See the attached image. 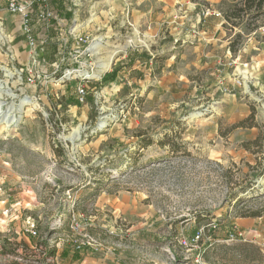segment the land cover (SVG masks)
<instances>
[{"label": "rangeland", "instance_id": "obj_1", "mask_svg": "<svg viewBox=\"0 0 264 264\" xmlns=\"http://www.w3.org/2000/svg\"><path fill=\"white\" fill-rule=\"evenodd\" d=\"M238 1L58 0L32 46L0 0V264H264V7L194 50Z\"/></svg>", "mask_w": 264, "mask_h": 264}, {"label": "built area", "instance_id": "obj_2", "mask_svg": "<svg viewBox=\"0 0 264 264\" xmlns=\"http://www.w3.org/2000/svg\"><path fill=\"white\" fill-rule=\"evenodd\" d=\"M7 6V9L10 13L17 14L22 18L24 30L27 32V37L30 41V44L32 46H36V41L34 38V35L32 34V26H31V16L33 13H36V16L39 20H42L43 23L49 27L52 20H54L57 17V9H56V3L58 0H4ZM198 15L201 17L200 20H204L207 17H222L223 13L215 8H212L210 6H204L200 8V12ZM236 84L241 85L242 79L236 78L235 81ZM227 91V88H225ZM79 92L81 96H84L86 94V91L84 87L79 88ZM2 151L0 149V155ZM214 228H216V225H212ZM73 228L78 229L79 227L76 225V221L73 222ZM30 231V229H28ZM200 234V233H199ZM200 235H197V239H194L195 241H198ZM228 241H241V242H257L255 239H250L249 234H247L244 231H241L238 227L234 229L233 232H231L228 235ZM262 247V250L264 251V244L259 243ZM77 248H81V246H77ZM202 263L206 264L204 256L201 257Z\"/></svg>", "mask_w": 264, "mask_h": 264}, {"label": "crops", "instance_id": "obj_3", "mask_svg": "<svg viewBox=\"0 0 264 264\" xmlns=\"http://www.w3.org/2000/svg\"><path fill=\"white\" fill-rule=\"evenodd\" d=\"M224 21L221 19L207 18L208 23H207V26H205V29L203 30L204 34L203 36L199 37L200 39V42L198 43L199 46H196L194 49L195 52L198 50L199 51L198 53H200L203 45L204 46L208 45V47H211V49H209L210 52L209 51L206 52L209 59L206 61L204 66H209V65L213 66L215 64L214 58L217 57V55L222 52V48H225L227 52L230 51L228 48V44H229L228 39L225 38L226 35L223 29H220L221 26L224 25ZM199 64H201V59H200ZM162 73L163 74H161V77L165 76V68H163ZM177 76H181V75L177 74ZM6 213H8V210L7 209L5 210V207L3 205H0V222L1 220H4ZM239 222H240L239 224L243 228H249L246 221L240 220ZM66 264H69V263H66ZM111 264H114V263L111 262Z\"/></svg>", "mask_w": 264, "mask_h": 264}, {"label": "trees", "instance_id": "obj_4", "mask_svg": "<svg viewBox=\"0 0 264 264\" xmlns=\"http://www.w3.org/2000/svg\"><path fill=\"white\" fill-rule=\"evenodd\" d=\"M255 8V10L257 11V14H259L263 7H264V0H239L238 2H236L233 5V8H231V12L228 13V11H226L225 13H223V18L220 17H216V16H212V17H208V18H214V19H221V20H227V19H238L240 20V22L242 21V19L251 11L252 8ZM233 25H237L239 23H232ZM257 25H255V27L251 28L250 31H254L255 29H257ZM232 49V48H231ZM254 116V112L252 113V117ZM253 126V125H252ZM151 144V141H148L145 145H149ZM264 174V172H258L257 175H261ZM249 190V185L242 187L240 192L242 193H246ZM238 192L234 193V196L237 198L238 197ZM260 196H264V192H260L257 196H253L254 197H260ZM248 200V199H247ZM246 201L245 198L240 197L237 199V204H240L242 202ZM242 217H262L264 216V204L262 205L261 208L256 209L254 211H250L249 213H242L241 214ZM52 255H55V251H52L51 253ZM204 258L206 259V252L204 253Z\"/></svg>", "mask_w": 264, "mask_h": 264}, {"label": "bare ground", "instance_id": "obj_5", "mask_svg": "<svg viewBox=\"0 0 264 264\" xmlns=\"http://www.w3.org/2000/svg\"><path fill=\"white\" fill-rule=\"evenodd\" d=\"M0 28L2 30L1 23H0ZM129 41L132 42V41H135V40L131 39ZM117 52L118 51H115V52L111 53V55L108 57V59L102 64V69H103L102 71H106V70H108L111 67Z\"/></svg>", "mask_w": 264, "mask_h": 264}]
</instances>
